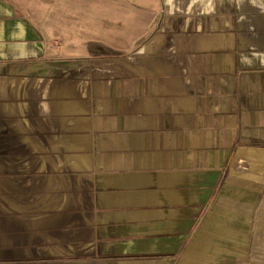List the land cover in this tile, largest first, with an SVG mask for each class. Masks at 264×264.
I'll return each mask as SVG.
<instances>
[{
  "label": "crops",
  "instance_id": "1",
  "mask_svg": "<svg viewBox=\"0 0 264 264\" xmlns=\"http://www.w3.org/2000/svg\"><path fill=\"white\" fill-rule=\"evenodd\" d=\"M25 2L0 0V264H264V0H140L131 40Z\"/></svg>",
  "mask_w": 264,
  "mask_h": 264
},
{
  "label": "rangeland",
  "instance_id": "2",
  "mask_svg": "<svg viewBox=\"0 0 264 264\" xmlns=\"http://www.w3.org/2000/svg\"><path fill=\"white\" fill-rule=\"evenodd\" d=\"M26 1L27 5L33 3L37 4L36 7L44 12V20L57 21L70 29H75L76 32L84 30L85 24L90 27L92 33H77L82 34L80 39L85 38L86 34L91 36H99L100 34L107 39L121 40L133 37H126L125 30L130 29L131 23L134 18H141L146 20L149 14L145 10H141L133 6L140 0H75L78 9L69 7L68 0H22ZM74 0H72L73 2ZM122 3V4H120ZM81 5V6H79ZM47 8V10H45ZM51 17V18H50ZM56 23L51 27L53 30L60 28ZM55 25V26H54ZM87 27V28H89ZM62 28V27H61ZM67 34H71L70 32Z\"/></svg>",
  "mask_w": 264,
  "mask_h": 264
}]
</instances>
